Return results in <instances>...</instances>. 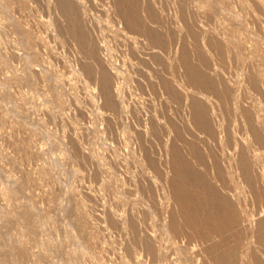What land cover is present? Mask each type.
Instances as JSON below:
<instances>
[{
    "label": "rangeland",
    "instance_id": "1",
    "mask_svg": "<svg viewBox=\"0 0 264 264\" xmlns=\"http://www.w3.org/2000/svg\"><path fill=\"white\" fill-rule=\"evenodd\" d=\"M65 1L0 0V264H264V0Z\"/></svg>",
    "mask_w": 264,
    "mask_h": 264
},
{
    "label": "bare ground",
    "instance_id": "2",
    "mask_svg": "<svg viewBox=\"0 0 264 264\" xmlns=\"http://www.w3.org/2000/svg\"><path fill=\"white\" fill-rule=\"evenodd\" d=\"M55 1H56V0H55ZM57 1H58L59 5H60V7H61V9H59V11H60V10H67V6H68V4H67V2H66L65 0H57ZM155 1H156V0H155ZM157 1H158V0H157ZM159 2H160V0H159ZM159 2H156V3L158 4ZM157 4H156V5H157ZM152 5H153V6H150V7H152V8H150V9L153 11V7H154L155 4H152ZM164 5H165V4H164ZM157 7L159 8L158 5H157ZM187 7H188V6H187ZM190 8H191V6H190ZM191 9H193V8H191ZM152 11H150V12H152ZM154 11H155V9H154ZM157 11H158V10H156V12H157ZM61 12H62V11H61ZM156 12H155V14H156ZM158 12H159V11H158ZM158 12H157V14H160V13H158ZM152 13H153V12H152ZM62 15H63V14H62ZM186 69L189 70V68H187V67H186ZM186 69H185V70H186ZM193 70H194V69H193ZM186 71H187V70H186ZM186 71H185V72H186ZM189 71L191 72V70H189ZM187 72H188V71H187ZM194 72H195V71H194ZM194 72H193V71L191 72L192 75H194V74H193ZM188 73H189V72H188ZM186 74H187V73H186ZM187 75H188V74H187ZM190 75H191V74H190ZM190 75H188V76H190ZM192 75H191V76H192ZM195 75L197 76L196 73H195ZM200 75H201V74H200ZM200 75H199V77H200ZM202 75H203V74H202ZM202 75H201V76H202ZM204 77H205V76H203V78H204ZM200 78H202V77H200ZM200 78H199V79H200ZM203 78H202V79H203Z\"/></svg>",
    "mask_w": 264,
    "mask_h": 264
}]
</instances>
